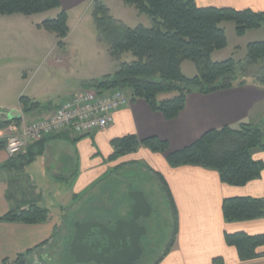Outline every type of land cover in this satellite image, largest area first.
I'll return each instance as SVG.
<instances>
[{"label":"crops","instance_id":"1","mask_svg":"<svg viewBox=\"0 0 264 264\" xmlns=\"http://www.w3.org/2000/svg\"><path fill=\"white\" fill-rule=\"evenodd\" d=\"M60 1L62 9L68 13L70 32L71 12L93 4V0ZM196 2L205 7L264 11V0ZM48 14H36L43 15V18L30 23L25 22L24 17H18L25 22L30 34L39 37L48 36L50 32L41 26L43 21L57 16ZM117 18L124 23L127 21L126 18ZM69 35L63 46L54 44L43 51L46 55L33 78L27 76L23 80L21 88L25 86L24 89L14 94L11 102L0 100L2 112L17 109L21 111V117L29 121L49 117L70 95L86 88L84 83L90 79L84 78L76 65L78 55L66 43ZM38 46L32 45L34 54ZM22 96L39 102L41 106L24 112L20 102ZM241 122L264 125L263 84L247 83L209 94L191 92L184 109L172 120L166 119L161 112L153 111L144 99L135 98L130 106L118 111L114 122L102 131L87 136L62 132L30 145L16 157H10L5 147L9 126L20 122L0 125V143H4V147L0 148V218L10 211L21 213L32 204L49 210L48 219L38 223L0 220V264L6 258L44 243L34 254L52 244L63 226L65 212L79 206L83 197L99 181L114 174L110 171L115 168L113 163L116 160L112 161L110 157L114 153L112 143L115 139L128 135L139 139L157 136L168 141L171 150H179L211 129L237 126ZM254 157L264 162V150L254 151ZM122 158L128 163L142 161L144 168L163 180L175 206L178 220L175 244L158 264H214L216 259L222 264H264V254L243 261L238 250L225 240L226 233H264V217L227 222L223 215V202L227 198H264V170L261 177L246 185L232 186L224 183L216 170L197 165L173 167L168 163L166 154L153 152L144 146ZM259 252L264 253V246L259 248Z\"/></svg>","mask_w":264,"mask_h":264},{"label":"trees","instance_id":"2","mask_svg":"<svg viewBox=\"0 0 264 264\" xmlns=\"http://www.w3.org/2000/svg\"><path fill=\"white\" fill-rule=\"evenodd\" d=\"M135 6L151 19V26L143 24L132 27L116 18L102 0H93V16L98 39L109 46L115 71L101 79H92L84 86L96 89H129L133 99H144L153 111L161 112L166 119L178 117L186 104L189 93L197 91L209 94L247 84L248 70L260 66L256 77L264 84V40L251 42L246 57L237 61L233 57L214 61L215 51L227 46V36L222 24L234 21L238 35L248 30L264 28V11L251 9L200 6L196 0H121ZM59 9L52 20L43 21L41 26L57 34L58 45L63 46L70 33L68 13L62 9L60 0H0V14H23L32 16ZM131 52L135 60L120 62L121 56ZM190 60L197 66V74L190 78L184 75L182 64ZM242 79V80H241ZM20 102L24 112L39 108V102L22 96ZM20 122L21 119H16ZM10 121L0 120V125ZM263 133L253 124L241 122L237 126L211 129L194 143L171 150L168 141L157 136L139 139L128 135L113 141L114 153L111 160L135 153L141 146L153 152L166 154L173 166L197 165L216 170L221 180L232 186H244L261 177L264 162L254 157L256 149L264 150ZM43 142V141H42ZM4 143H0V148ZM176 223L172 237L163 257L171 251L177 233V214L162 180ZM223 215L227 222L248 221L264 217V198L232 197L223 202ZM49 210L35 204L21 213L10 211L3 221L38 223L47 220ZM91 219L104 221L100 214ZM226 243L234 246L243 261L260 257L264 253V233L251 235L246 232L226 233ZM46 243L6 258L1 264H29L35 250ZM45 259V258H44ZM215 260L214 264H222Z\"/></svg>","mask_w":264,"mask_h":264},{"label":"rangeland","instance_id":"3","mask_svg":"<svg viewBox=\"0 0 264 264\" xmlns=\"http://www.w3.org/2000/svg\"><path fill=\"white\" fill-rule=\"evenodd\" d=\"M105 1L110 6L113 15L116 18H126L129 26L135 27L139 24L151 26L149 16L141 14L135 6L125 5L121 0ZM121 3L125 7H122ZM59 11V9L51 10L48 15L56 16ZM18 16L24 17L27 23L37 22L43 18V15L30 17L20 14L12 17V15L0 14V100H10V102L14 94L24 89L25 86L21 88L24 85L23 80L27 76L33 78L46 55L43 51H47L49 46L58 44L59 41L57 34L51 31L47 34L48 36L39 35L38 37L30 34L25 22L19 20ZM222 27L226 31L227 46L213 53L214 61H224L231 57L237 61L242 60L246 57L249 43L264 40V28L251 30L245 33V36H240L236 32L234 21L224 22ZM69 34L66 43L75 49L78 55L76 65L79 66L84 78L101 79L115 71L116 63L110 56L109 46L98 39L92 3L71 12V32ZM33 44L39 45L37 52L35 51L36 54L32 51ZM134 60L135 56L131 52H126L121 56L120 62ZM259 70V65L248 70L245 81L262 85L256 79ZM182 71L190 78L198 73L196 64L190 60L183 63ZM125 91L130 94L129 89ZM254 126L261 129L264 143V125ZM140 162L128 163L122 157L117 159L113 163L115 168H111L110 171L114 174L99 181L100 183L98 182L95 188L83 197L79 206L65 212L63 226L59 228L52 244L33 254L29 264H96L79 263L70 253V243L75 233L74 223L91 219L96 214H100L108 226H113L118 219H130L132 200L129 186L142 189L153 207L152 215L141 219L148 232L147 236L142 238L145 257L139 264H156L163 257L174 236L176 219L168 203L162 182L150 169L142 166V161Z\"/></svg>","mask_w":264,"mask_h":264},{"label":"built area","instance_id":"4","mask_svg":"<svg viewBox=\"0 0 264 264\" xmlns=\"http://www.w3.org/2000/svg\"><path fill=\"white\" fill-rule=\"evenodd\" d=\"M132 98L121 88H89L72 94L49 117L22 119L9 126L6 151L10 157L22 153L32 144L62 132L87 136L109 127L118 111L127 108Z\"/></svg>","mask_w":264,"mask_h":264},{"label":"water","instance_id":"5","mask_svg":"<svg viewBox=\"0 0 264 264\" xmlns=\"http://www.w3.org/2000/svg\"><path fill=\"white\" fill-rule=\"evenodd\" d=\"M46 20H52V17ZM21 116V111L17 109L0 112V120L3 121L15 120ZM129 194L133 200L132 218L118 219L115 228L97 219L74 223L75 233L70 243V253L77 262L96 264L139 262L143 254L141 239L148 231L146 226L139 223V219L151 216L153 207L143 190H131Z\"/></svg>","mask_w":264,"mask_h":264},{"label":"flooded vegetation","instance_id":"6","mask_svg":"<svg viewBox=\"0 0 264 264\" xmlns=\"http://www.w3.org/2000/svg\"><path fill=\"white\" fill-rule=\"evenodd\" d=\"M131 189H135V188H133V187H131ZM152 215V214H151ZM150 217V216H149ZM149 217H140V219H139V223L141 224V225H144L143 223H142V221H141V219H143V218H149ZM131 218H132V215H131ZM117 221V220H116ZM116 221L114 222V223H116ZM110 226V225H109ZM115 226H116V224H114L113 226H110V227H112V228H115ZM144 226H146V225H144ZM148 232V231H147ZM147 236V234L145 235V236H143V237H146ZM142 237V238H143ZM141 246H142V239H141ZM142 248H143V246H142ZM145 256H144V251H143V254H142V257H141V259L139 260V262L137 263V264H139L140 262H141V260L144 258Z\"/></svg>","mask_w":264,"mask_h":264}]
</instances>
